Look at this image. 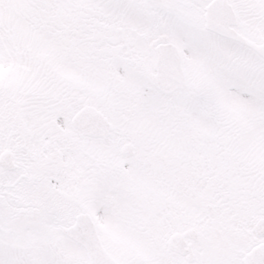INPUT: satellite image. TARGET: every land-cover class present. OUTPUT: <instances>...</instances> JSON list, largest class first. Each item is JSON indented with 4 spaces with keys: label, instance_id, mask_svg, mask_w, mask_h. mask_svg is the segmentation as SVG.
<instances>
[{
    "label": "snow or ice",
    "instance_id": "obj_1",
    "mask_svg": "<svg viewBox=\"0 0 264 264\" xmlns=\"http://www.w3.org/2000/svg\"><path fill=\"white\" fill-rule=\"evenodd\" d=\"M0 264H264V0H0Z\"/></svg>",
    "mask_w": 264,
    "mask_h": 264
}]
</instances>
